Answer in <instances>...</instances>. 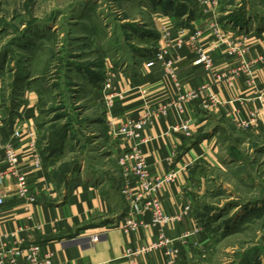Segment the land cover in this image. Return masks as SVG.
<instances>
[{
  "label": "rangeland",
  "instance_id": "1",
  "mask_svg": "<svg viewBox=\"0 0 264 264\" xmlns=\"http://www.w3.org/2000/svg\"><path fill=\"white\" fill-rule=\"evenodd\" d=\"M189 4L0 0L2 112L29 90L37 96V150L61 187L73 178L97 183L116 170L99 97L105 63L127 70L155 54L160 36L154 22L165 15L186 21L193 15L181 13ZM219 10L222 25L234 27L264 17V0H221ZM199 117L202 135L214 133L219 148L213 161L188 167L185 195L218 246L208 252L180 247V264H264V133L235 124L222 110L203 109Z\"/></svg>",
  "mask_w": 264,
  "mask_h": 264
},
{
  "label": "crops",
  "instance_id": "2",
  "mask_svg": "<svg viewBox=\"0 0 264 264\" xmlns=\"http://www.w3.org/2000/svg\"><path fill=\"white\" fill-rule=\"evenodd\" d=\"M182 10V16L191 13L192 18L177 23L171 16L165 15L154 22V26H166L169 32L168 56L179 59L176 73L178 86L164 79V70L160 63L147 67V56H143L133 67L115 69L108 66L111 83L121 97L115 98L109 114L101 99L104 120L111 117L116 123L140 117L144 108H154L177 94L199 90L208 86V92L224 103L223 106L208 107L211 111L222 110L230 120L233 111L245 119L250 108L259 111L258 123L254 130L264 133V62L258 58L264 55V17L251 16L237 22L234 27H225L221 22L219 5L221 0H192ZM224 14H227L224 12ZM225 21H223L224 23ZM218 25L223 34L216 36L212 26ZM229 27V28H228ZM199 33L197 41L204 47L211 48L210 58L214 71L228 73L242 62L250 66V76L240 72L232 82L216 80L201 65L194 64L195 51L188 42V37ZM241 40L243 53L238 57L229 55L224 42L227 38ZM181 39L182 44L177 41ZM164 46L163 42L158 47ZM150 56V55H149ZM189 102L179 112L174 107L167 110V115L156 118L143 128L144 137L149 142L141 145V152L151 175H164L176 172L174 181L165 185L157 194L161 209L167 215L177 214L180 221L170 226H139L136 232L127 233L121 228L126 216L127 204L120 193L123 184L121 172L116 163L119 155L118 143L111 139L109 146L113 150L116 170L107 173L100 182H83L78 178L69 179L65 187L56 181L53 166L40 161L37 168L28 148L29 137L24 136L12 142L18 155L17 168L26 176L27 195L34 199L28 202L19 197L16 178L9 173L0 181L4 197L1 210L0 233L8 235L6 242L13 244H36L44 251L52 253V264H129L124 257L127 249L149 246L161 231L169 238H182L180 247L194 246L202 251H211L218 245L215 235L208 228H202L193 217L190 202L185 195L188 182L186 164L204 159L213 161L218 153V142L214 133L202 135L200 101ZM1 99V91H0ZM22 102L16 110L13 122H9L2 112L0 102V171L7 167L2 146L10 139L13 129L21 125L33 131L37 144V96L30 90L22 96ZM188 120L191 136L171 132L169 127L183 120ZM110 137V136H109ZM190 165V166H191ZM189 166V167H190ZM189 206L183 215V209ZM145 214L143 220H149ZM134 264H163L159 250L138 255ZM18 264H26L22 259Z\"/></svg>",
  "mask_w": 264,
  "mask_h": 264
},
{
  "label": "built area",
  "instance_id": "3",
  "mask_svg": "<svg viewBox=\"0 0 264 264\" xmlns=\"http://www.w3.org/2000/svg\"><path fill=\"white\" fill-rule=\"evenodd\" d=\"M161 19V17L159 18ZM156 31L159 32L158 43L163 42L164 46H159L158 51L147 58L146 66L150 67L154 63H160L164 70V79L170 81L173 85L178 86L176 68L179 63V59L174 56H168L169 46V32L166 26L156 27ZM216 36L223 34L217 24L212 26ZM199 33H195L188 37V42L192 45L195 51L194 64L201 65L205 70L212 74V77L216 80H225L232 82L233 78L240 72L250 76V66L245 65L242 62L240 67L232 68L228 73H218L214 71L213 64L210 58L211 48L200 45L197 41ZM241 40L234 38H227L224 42L228 48L229 55L240 56L243 53V47L241 46ZM178 45L182 44L181 39L177 41ZM260 62H264V55L258 58ZM111 75L106 73L101 81V99L106 109V113L109 114L115 98L121 97L120 92H117L111 83ZM208 86L204 85L199 90L185 91L182 94H177L173 100H168L154 108H144L140 117L128 119L122 122L116 123L111 117L106 119L107 132L111 139L115 140L119 145V155L116 163L121 172V178L123 184L120 186V193L127 204L126 216L123 218L121 228L127 233L136 232L139 226L142 227H154V226H170V224L180 221L181 216L177 214L167 215L162 211L158 192L170 182L175 179L176 172L174 170L169 171L164 175H151L148 169V165L145 162V158L141 152V145L149 142V138L144 137L143 128L150 125L156 118L167 115V110L174 107L177 111H181L184 105L189 102L197 101L202 94L205 96L201 99L200 103L204 109L212 107L223 106L224 103L220 102L217 96L208 92ZM261 110L264 112V101L261 102ZM259 111L256 108H250L247 111L245 119H241L237 111H233L230 115V120L235 124L255 129L258 123ZM169 130L174 133H178L185 136H191L192 130L189 127L188 120L180 121L169 127ZM29 137L28 148L32 153L34 166L37 168L40 165L41 157L37 150V144L35 142V134L33 131L22 130L21 125L13 129L10 139L5 145L2 146L5 152V161L7 168L4 171H0V181L6 175L11 173L16 178L18 183V195L21 198L26 199L28 202H33L34 199L27 195V183L26 176L20 172L16 167L18 164V155L14 150L12 142L19 140L22 137ZM1 144V142H0ZM191 164H186L181 169L185 170ZM4 197L0 184V226H1V210L4 206ZM189 206L187 205L183 209V215L187 213ZM149 215V220L144 221L143 216ZM8 235L0 233V264H18L19 260H23L26 264H52V253L50 251H44L36 244H13L10 245L6 242ZM183 243L182 238H169L166 237L161 231L157 233V237L153 243L149 246L138 249H127L124 257L129 264H134V259L138 255L148 253L151 251L159 250L163 257V264H180V246Z\"/></svg>",
  "mask_w": 264,
  "mask_h": 264
},
{
  "label": "trees",
  "instance_id": "4",
  "mask_svg": "<svg viewBox=\"0 0 264 264\" xmlns=\"http://www.w3.org/2000/svg\"><path fill=\"white\" fill-rule=\"evenodd\" d=\"M177 16V15H176ZM190 18H192L191 16H189ZM243 19H241V21H242ZM240 22V21H239ZM152 54H150V56H151ZM147 57H149V56H147ZM19 82H20V76H16L15 77V79H14V83H13V85H15V88H14V90L16 91V89H18L19 88ZM14 91V95L16 94V92ZM11 102V101H10ZM18 104H17V102H11V104H10V106L9 107H6V108H4L3 109V114H4V117L6 118V120L7 121H9L10 123L11 122H13V120H14V116H15V114H16V110H17V108H18ZM57 143V142H56ZM54 177L56 178V175H55V173H54ZM57 181V180H56Z\"/></svg>",
  "mask_w": 264,
  "mask_h": 264
}]
</instances>
